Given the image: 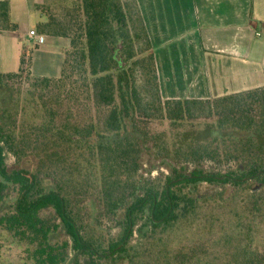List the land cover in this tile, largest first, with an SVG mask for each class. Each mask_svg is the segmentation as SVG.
Here are the masks:
<instances>
[{
	"label": "trees",
	"instance_id": "16d2710c",
	"mask_svg": "<svg viewBox=\"0 0 264 264\" xmlns=\"http://www.w3.org/2000/svg\"><path fill=\"white\" fill-rule=\"evenodd\" d=\"M75 11L38 26L68 43L58 78L14 89L22 68L0 74V228L33 264H264V87L165 99L135 0ZM16 30L0 1V31ZM138 68L154 91L146 104ZM200 106L213 123H192ZM232 193L241 212L217 217Z\"/></svg>",
	"mask_w": 264,
	"mask_h": 264
},
{
	"label": "crops",
	"instance_id": "0c3cea01",
	"mask_svg": "<svg viewBox=\"0 0 264 264\" xmlns=\"http://www.w3.org/2000/svg\"><path fill=\"white\" fill-rule=\"evenodd\" d=\"M7 1L17 30L0 31V74L21 70L28 54L31 57V45L39 47L49 38L58 41L38 31L42 42L29 36L46 22L36 8L41 0ZM135 3L149 36L163 98L209 100L264 87V0Z\"/></svg>",
	"mask_w": 264,
	"mask_h": 264
},
{
	"label": "rangeland",
	"instance_id": "374dc122",
	"mask_svg": "<svg viewBox=\"0 0 264 264\" xmlns=\"http://www.w3.org/2000/svg\"><path fill=\"white\" fill-rule=\"evenodd\" d=\"M44 1V4H41L43 8V12H45L46 21L48 20V16H52L56 19H60L61 21H70L75 16L78 15V12L75 11L77 8V3L80 0H41ZM35 31H37L35 29ZM58 41L54 43L50 40L43 43L39 47L35 45L30 46V59L28 54V60L23 63L21 77L16 78L11 81V85L14 89H19V87H23V89H27L31 84V81L36 77V75H44L48 78H58L61 75V70L64 62V52L68 49L67 41L61 38H57ZM67 47V48H66ZM139 47H143V44L139 45ZM77 66V65H75ZM33 74H32V72ZM74 75H79L81 73L78 67L72 69ZM135 85L141 91L140 99L142 104L149 103L153 97L152 87H150L145 82V75L143 69L138 68L135 75ZM215 111H210L207 107H195L193 111V117L196 119L192 121L194 125L198 123H213ZM199 125V124H198ZM153 129L158 131H165L168 129V122H156L151 125ZM206 134V132H203ZM7 161L10 166H14V158L11 155H8ZM218 191V189L203 185L200 188V192L202 194H214ZM233 193L230 196H226V203H219L214 206L216 209L215 215L221 219L230 218L236 213L241 212L240 205L234 200ZM11 197L3 209L6 207L9 209ZM229 198V200H227ZM213 207V208H214ZM43 217L48 220H53V214L48 211L43 213ZM262 238H264V218H262ZM0 264H33L32 261L28 257L27 245L25 243L19 242L15 239L10 233L0 228Z\"/></svg>",
	"mask_w": 264,
	"mask_h": 264
},
{
	"label": "built area",
	"instance_id": "2783aa9c",
	"mask_svg": "<svg viewBox=\"0 0 264 264\" xmlns=\"http://www.w3.org/2000/svg\"><path fill=\"white\" fill-rule=\"evenodd\" d=\"M29 36H30V38H32V39H36V40L39 41V42H42V41H43L42 37H40V36L38 35V33H37L35 30H31V31L29 32Z\"/></svg>",
	"mask_w": 264,
	"mask_h": 264
}]
</instances>
